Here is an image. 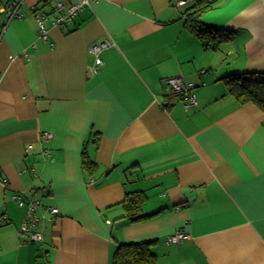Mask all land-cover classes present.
Instances as JSON below:
<instances>
[{"label": "crops", "instance_id": "1", "mask_svg": "<svg viewBox=\"0 0 264 264\" xmlns=\"http://www.w3.org/2000/svg\"><path fill=\"white\" fill-rule=\"evenodd\" d=\"M196 1L94 0L42 39L33 6L50 20L74 0H0L20 14L0 11V264H111L151 238L156 264H264V111L226 78L264 73V0H206L227 37L207 47L184 23ZM178 74L196 106L165 93ZM134 191L148 217L130 222ZM14 193L40 200L42 241L19 233Z\"/></svg>", "mask_w": 264, "mask_h": 264}, {"label": "trees", "instance_id": "2", "mask_svg": "<svg viewBox=\"0 0 264 264\" xmlns=\"http://www.w3.org/2000/svg\"><path fill=\"white\" fill-rule=\"evenodd\" d=\"M210 4L206 0H197L183 12L185 27L202 40L203 46H211L210 40L222 39V35H216L217 31L207 27L200 21L203 13L210 10ZM228 89L241 104L253 103L264 111V73H253L244 76L231 74ZM145 193L134 191L127 194L123 204L124 216L130 222L148 217L142 212V203ZM157 238L143 239L139 241L118 243L112 253L111 264H156V254L153 245Z\"/></svg>", "mask_w": 264, "mask_h": 264}, {"label": "built area", "instance_id": "3", "mask_svg": "<svg viewBox=\"0 0 264 264\" xmlns=\"http://www.w3.org/2000/svg\"><path fill=\"white\" fill-rule=\"evenodd\" d=\"M94 0H74L70 3L67 8L63 11L62 3L57 4V14L53 16L50 20L48 19L46 13L39 10L36 5L33 6L35 18L38 24L37 37L42 39L48 38V31L50 26H59L64 23H69L74 15L80 11L82 8L89 6ZM189 0H178V5L186 4ZM7 12L8 20L20 14L17 11V7L11 3H6L0 5V11ZM111 42L108 39H103L100 41L92 42L89 46V52L93 55L94 61L92 64V70L96 71L100 65H102L103 60L100 56L102 50L107 48ZM193 87L190 83H186L183 76L178 74L164 79V90L165 93L169 95H180L184 99L183 107L189 109L197 105V97L192 91ZM50 137V133L44 132L42 135L43 140H47ZM32 144H28L26 151L31 150ZM12 199L17 202V205L24 208V218L19 228V233L24 237L26 241L29 242H39L44 239L43 233L38 229V222L40 216L38 211L42 207L40 200L36 198H29L22 196V194L12 195ZM48 212L52 214L58 213V208L55 206L44 207ZM187 233L183 230H178L170 235L169 240L171 242L179 243L183 239L187 238Z\"/></svg>", "mask_w": 264, "mask_h": 264}, {"label": "rangeland", "instance_id": "4", "mask_svg": "<svg viewBox=\"0 0 264 264\" xmlns=\"http://www.w3.org/2000/svg\"><path fill=\"white\" fill-rule=\"evenodd\" d=\"M14 194H18V193H14ZM14 194H12V195H14ZM12 195H11V196H12Z\"/></svg>", "mask_w": 264, "mask_h": 264}]
</instances>
